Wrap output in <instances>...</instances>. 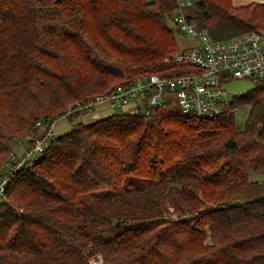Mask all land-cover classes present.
I'll return each mask as SVG.
<instances>
[{"label": "trees", "instance_id": "obj_1", "mask_svg": "<svg viewBox=\"0 0 264 264\" xmlns=\"http://www.w3.org/2000/svg\"><path fill=\"white\" fill-rule=\"evenodd\" d=\"M237 1L183 11L215 40L258 31L264 6ZM176 10V0H0V160L78 101L186 72L168 60ZM251 80L212 118L181 113L172 95L147 115L68 116L76 123L7 178L0 264H264V79Z\"/></svg>", "mask_w": 264, "mask_h": 264}, {"label": "built area", "instance_id": "obj_2", "mask_svg": "<svg viewBox=\"0 0 264 264\" xmlns=\"http://www.w3.org/2000/svg\"><path fill=\"white\" fill-rule=\"evenodd\" d=\"M177 10L170 18L173 26L189 36L193 43L182 47L171 55L178 66L188 68L177 75L161 77L155 73L137 76L131 82L116 86L106 94L97 93L86 101H78L63 112L45 120H38L36 127L44 130L31 143L28 137L17 142L22 155L13 152L6 160L5 173H0V203L5 199L8 176L24 165H29L45 152L57 134L53 127L60 118L76 115L100 119L102 105L115 108L129 107L131 112L149 114L151 108L161 105L172 95L181 113L194 117L212 118L221 113L230 101L225 99L224 89L232 79H264V40L262 33L249 31L237 36L215 40L199 29L187 18L183 9L193 3L190 0H176ZM92 264L99 261L92 259Z\"/></svg>", "mask_w": 264, "mask_h": 264}, {"label": "rangeland", "instance_id": "obj_3", "mask_svg": "<svg viewBox=\"0 0 264 264\" xmlns=\"http://www.w3.org/2000/svg\"><path fill=\"white\" fill-rule=\"evenodd\" d=\"M192 3H194V1L197 0H190ZM238 3H246L249 2L251 4H257L259 6L263 5L264 6V0H238ZM167 23L169 25V27L172 28L173 32H174V36H175V40L177 42V46L178 48H182V47H188L193 43V40L187 36L182 34L181 32H179L172 23L171 19L167 20ZM264 25H261V21L259 23L258 26L254 27L256 30H258L260 33H262L263 36V40H264ZM254 86V81L249 79V78H240V79H232L230 80L227 84H225V91H226V95H225V99L228 101H233L235 98L239 97L241 94L247 92L248 90H250L252 87ZM101 110V115L103 117H108V115L111 114H123V113H129L131 112L129 107H123V108H115V107H111V106H105L102 105L100 107ZM247 107H241L237 110L234 111L235 117V123L238 127H241L246 116H247ZM84 121V122H90L93 121L94 119L92 118H88L87 116H77L76 118ZM74 120V121H73ZM75 121H77L75 118H70V117H64V118H60L59 120L56 121V123L54 124L53 130L55 132V134L57 135H62L65 133V131L69 130L70 127L73 125V123H76ZM18 141H21V139H18ZM12 146V150L13 153L20 158L22 155V148L18 147L17 143L13 144V142L11 143ZM3 163V164H2ZM5 162L0 160V173H5V168H6V164H4ZM263 175H257V176H252L254 179H262Z\"/></svg>", "mask_w": 264, "mask_h": 264}]
</instances>
